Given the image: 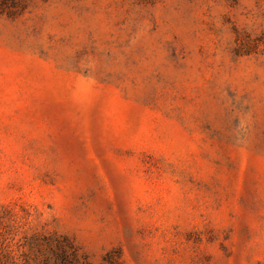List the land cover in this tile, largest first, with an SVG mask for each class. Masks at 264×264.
Segmentation results:
<instances>
[{"label": "rangeland", "instance_id": "rangeland-1", "mask_svg": "<svg viewBox=\"0 0 264 264\" xmlns=\"http://www.w3.org/2000/svg\"><path fill=\"white\" fill-rule=\"evenodd\" d=\"M0 264H264V0H0Z\"/></svg>", "mask_w": 264, "mask_h": 264}]
</instances>
